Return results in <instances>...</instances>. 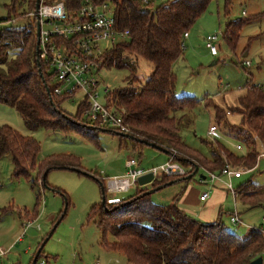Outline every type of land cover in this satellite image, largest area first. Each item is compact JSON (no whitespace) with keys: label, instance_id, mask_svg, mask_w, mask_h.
<instances>
[{"label":"trees","instance_id":"16d2710c","mask_svg":"<svg viewBox=\"0 0 264 264\" xmlns=\"http://www.w3.org/2000/svg\"><path fill=\"white\" fill-rule=\"evenodd\" d=\"M61 1L67 3L69 10L78 8L82 2ZM92 1L96 4L112 3L120 31L130 32L126 40L114 45L95 61L102 62L99 70L114 68L129 73L125 80L127 86L111 90L106 97V106L120 112L123 125L129 130L128 134L121 133L124 144L121 146L127 148V140L134 150L150 144L160 146L170 154L177 153L174 162L186 172L184 176L162 174L150 187L156 189L182 182L185 186L183 192L195 177L190 181L186 178L196 168L204 176L208 173L220 175L226 166L254 170L261 157L258 144L264 146V87L260 85L248 84L244 95L238 99V107L229 111L205 99L206 107L215 108L214 123L218 129L224 126L239 143L244 144L245 156L233 154L216 138L212 142L201 140L204 145L211 146V153L205 154L187 145L181 134L182 118L196 111L202 100L177 95L174 66L184 54V35L215 0H169L157 6L144 4L141 0ZM36 2L28 1V12L17 10V4L13 2L6 20L26 19V23L23 27L0 30V104L13 108L31 130L76 131L75 134L89 141H94L102 130L115 131L99 121H82L88 110L84 99L75 116L63 108L74 97L55 94L61 84L54 83L55 74L39 59L38 22L29 16L36 11ZM231 4L232 0H225L226 15ZM262 17L264 13L227 23L223 34L225 42L235 50L244 27ZM131 58L144 59L153 65V73L144 83L137 78V63H131ZM179 112H182L180 118L176 116ZM232 112L241 115L238 124L230 122L228 115ZM41 150V143L35 138L24 136L9 125L0 127V160L7 156L12 158L13 179L24 178L32 180L33 184L42 181L44 188L50 189L47 177L52 171L85 172L80 159L74 155H52L41 160ZM87 173L88 177L103 185L102 197L106 199L105 204L102 199L91 208L88 221L96 224L102 232L101 246L108 252L121 255L128 264H250L264 256L262 229H252L248 236L241 238L229 231L222 221L203 223L176 203L156 204L149 194L150 188L139 185L129 198L109 204L106 184L97 179L96 173ZM50 190L61 194L57 188ZM62 195L68 209L70 201L67 195ZM237 196L250 209L264 206V189L253 181L241 184ZM37 215V210L27 211L24 218L33 221ZM65 217L66 214L61 212L54 226ZM20 218L23 217L20 215ZM108 236L114 241L109 242ZM44 256L43 248L38 259ZM45 259L51 260L49 256Z\"/></svg>","mask_w":264,"mask_h":264},{"label":"rangeland","instance_id":"374dc122","mask_svg":"<svg viewBox=\"0 0 264 264\" xmlns=\"http://www.w3.org/2000/svg\"><path fill=\"white\" fill-rule=\"evenodd\" d=\"M28 1L0 0V30L25 25L26 19L12 21L6 19L13 2L17 4V10L28 12ZM41 2L51 5L57 0H41ZM158 4L159 1L155 3ZM224 4L225 0H215L210 4L207 12L190 29L188 33L190 38L184 41V54L174 66L177 75V95L202 100L201 106L196 111L186 116L183 114L181 134L187 145L208 155L211 153V146L204 145L201 140L214 141L215 137L210 136L209 131L212 125H216L214 123L216 111L214 106H205V99L208 98L215 106L229 111L238 107V99L244 95L248 84L264 87V17L244 27L235 50L231 49L223 37L226 25L230 21L264 13V0H232L228 15L225 14ZM45 29L51 28L46 26ZM212 35L219 36V40L216 41L218 53L215 56L206 46V39ZM111 47L112 43L109 41L100 43L102 51ZM247 62L250 66L246 65ZM131 63H137L136 76L141 83L153 73V65L144 59L131 58ZM128 75L127 71L114 68L104 69L96 75L101 83L99 101L105 103L103 88L106 85H110L112 90L126 87L125 80ZM84 97L83 93L78 92L74 98L64 104L63 108L69 115L75 116L77 107ZM181 115L182 112L176 114L179 118ZM84 116L83 122L87 119ZM228 118L231 123L238 124L241 115L232 112L229 113ZM4 125H9L22 135L38 140L42 146L41 160L52 155H74L80 159L84 173H96L97 179L105 184L107 179L126 175V163L129 159H136L138 163L140 161L142 165L140 167L147 170L158 168L171 159L168 154L151 146L134 150L129 140L126 142L127 148L123 147L121 136L112 132L100 131L94 141H89L75 134L76 131L64 133L45 129L31 130L26 127L13 108L0 104V127ZM218 133L216 139L233 154L237 156L247 154L245 145L239 143L224 126H221ZM238 144L244 149L238 150ZM258 152L261 157L254 170L238 168L245 171V174L241 179L231 181L234 191L237 192L239 186L247 181H253L264 189V146L260 143ZM84 173L80 174L73 170L52 171L47 177V183L50 189L57 188L61 191V194H56L44 188L42 181L33 184L32 180L13 179L12 158L7 156L0 160V249L9 251L5 257L0 258V264H31L38 246L48 239L61 212H64L66 217L46 243L45 256L40 258V261H47L45 257L49 256L52 264H95L98 261L112 263L117 260L120 264H128L124 257L108 252L101 246L102 232L96 224L88 221L91 208L101 203L103 197L99 182ZM202 174L203 172L198 174L188 184V189H194L201 195L210 190L201 183ZM222 180L229 184L228 178L222 176ZM144 187L152 189L150 185ZM184 187V183L177 182L152 194V200L158 205L176 203L182 197ZM136 190L137 187L125 194H111L107 190L108 203L110 204L112 200L127 199L135 194ZM62 193L67 195L70 201L68 209ZM226 196L221 219L228 230L241 238L246 237L247 230L264 231V206L250 209L237 196L238 214L244 223L239 225L241 228L238 229L239 226L231 222V214L235 208L234 196L227 191ZM191 197L193 201L196 200L194 191H191ZM197 200L199 201V198ZM35 210L38 213L37 219L31 221L32 226L25 232L23 225L28 221L24 218L25 214L27 211L32 213ZM20 215L23 218H20ZM20 238L22 241H19ZM107 239L109 242L114 241L112 236H108Z\"/></svg>","mask_w":264,"mask_h":264},{"label":"built area","instance_id":"2783aa9c","mask_svg":"<svg viewBox=\"0 0 264 264\" xmlns=\"http://www.w3.org/2000/svg\"><path fill=\"white\" fill-rule=\"evenodd\" d=\"M144 4H153L157 1L160 4L169 0H141ZM158 4V5H160ZM37 20L39 24V59L48 66L55 74L56 82L61 85L55 89L56 95H72L73 97L81 92L85 95L88 110L85 113L87 120L101 122L102 125L114 129L118 133L128 134L129 130L123 125V119L120 112L115 111L106 106V97L111 92L112 87L106 85L103 88L105 94V103L99 101L100 81L96 77L102 70L100 66L102 62L95 61L103 55L107 49L102 51L100 43L109 41L112 47L123 42L130 35L129 31H120L115 16V7L110 2L96 4L92 0H82L80 6L73 10H69L67 3L57 0L51 5L40 4L39 9L29 15ZM51 28L46 30L45 27ZM189 34L184 35V39ZM219 40L218 35L209 36L206 39V46L212 55H217L218 49L216 41ZM111 47V48H112ZM250 65L249 62L246 63ZM219 129L216 125L210 127L209 134L215 138L219 135ZM238 150L243 147L238 144ZM177 153L173 152L171 159L166 164L150 170L140 167V163L136 159H129L126 163L127 172L124 177H115L107 179L106 190L111 194H125L133 188L138 187L140 177L152 173L155 178L166 174L167 176H184L185 170L176 162H174ZM264 156V155H263ZM245 171L234 169L226 166L222 173H208L211 183L219 181L222 176L228 178L229 184L226 189L229 193L236 196L233 190L232 180L240 179ZM209 193L201 196V201H206ZM120 199L110 201V204L119 202ZM231 222L234 225L241 224L239 215L235 211L231 216ZM32 226L31 221H27L23 227L25 232ZM22 241V238L19 239ZM9 251L0 249V258L5 257ZM35 264H52L48 261H40L38 259ZM95 264H120L114 261L112 263H104L101 261Z\"/></svg>","mask_w":264,"mask_h":264},{"label":"crops","instance_id":"0c3cea01","mask_svg":"<svg viewBox=\"0 0 264 264\" xmlns=\"http://www.w3.org/2000/svg\"><path fill=\"white\" fill-rule=\"evenodd\" d=\"M188 38H190V35L188 36ZM213 56H215V55H213ZM139 163H140V161H139ZM116 176H118V175H116ZM201 183L203 185L207 186L208 190L210 188V190L208 191L209 198L206 201H201V199H200L203 194L201 195L200 192H197L194 189H188V186H187L185 188V191L182 192V195H181L182 197H180L178 202H176V205L179 206L188 215L192 216L193 218H195V219H197L203 223H214L217 221H222L221 218H222V215L224 214L222 212V210H224V204H225V202L227 200V196H228V195L226 196V191H227L226 183H227V181H223L221 178L219 181H216L215 183H211L209 181L208 176H207L206 178H201ZM219 186H220V188H218ZM191 191H194V193H195V197H196L195 201L192 200ZM205 193H207V191L204 192V194ZM197 198H199V201L197 200ZM237 201L238 200H237V194H236V196L234 197L235 208H234V211L232 212V214H234L235 211L238 214ZM232 214H231V216H232ZM238 215H239V218L241 221V224H239V225L244 224L241 217H240V214H238ZM239 228H241V227L239 226L238 229ZM247 233L249 234L248 230H247ZM248 234H246L245 236H248Z\"/></svg>","mask_w":264,"mask_h":264},{"label":"water","instance_id":"95a60500","mask_svg":"<svg viewBox=\"0 0 264 264\" xmlns=\"http://www.w3.org/2000/svg\"><path fill=\"white\" fill-rule=\"evenodd\" d=\"M40 4H41V0H37V2H36V9H37V10L39 9ZM39 35H40V30H39V24H38L37 36H39ZM101 132H110V133L112 132V133H115V134H117V135L122 136L121 133L114 132V131H111V130H102ZM148 146H151V147H153V148L159 150L160 152H163V153H165V154H168V155H171V156H172V154H170V152H169L168 150H165L164 148H162V147H160V146L153 145V144H150V145H148ZM175 158H176V157H175ZM84 174H85V175H88V173H84ZM198 174H199V168H196L195 172H194L192 175L188 176L186 179L190 181V180H192L194 177H196ZM201 178H206V176L202 175ZM155 179H156L155 176H154L152 173H150V174H147V175H144V176L140 177L139 180H138V182H139L138 184H139V186H141V187H144V186H147V185H151V184L155 181ZM174 184H175V183H169V184H167L165 187H159V188H156V189H151V190L149 191V194L157 193L158 191H160V190H162V189H164V188H166V187L172 186V185H174ZM100 185H101L102 191H103V193H104V187H103L102 184H100ZM105 202H106V199H105V197H103V204H105ZM60 223H61V220H59V221L55 224V227L53 228V230H52L50 236L48 237V239L45 240V242H44V243L41 245V247L38 249L37 254H36V256L34 257L33 264H35L36 261L38 260L40 253L42 252V250H43V248L45 247L46 243L48 242L49 238H50L51 235L55 232V230L57 229V226H58ZM250 264H264V257H259V258L255 259L254 261H252Z\"/></svg>","mask_w":264,"mask_h":264}]
</instances>
